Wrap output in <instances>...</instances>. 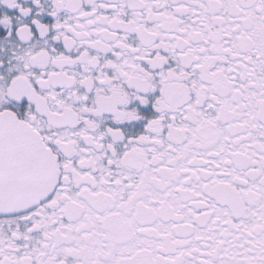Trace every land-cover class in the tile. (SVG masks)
<instances>
[{"label":"snow or ice","instance_id":"1","mask_svg":"<svg viewBox=\"0 0 264 264\" xmlns=\"http://www.w3.org/2000/svg\"><path fill=\"white\" fill-rule=\"evenodd\" d=\"M0 264H264V0H0Z\"/></svg>","mask_w":264,"mask_h":264}]
</instances>
